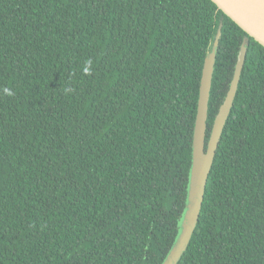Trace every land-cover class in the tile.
Segmentation results:
<instances>
[{
  "label": "trees",
  "instance_id": "1",
  "mask_svg": "<svg viewBox=\"0 0 264 264\" xmlns=\"http://www.w3.org/2000/svg\"><path fill=\"white\" fill-rule=\"evenodd\" d=\"M246 43L179 264H264V47L212 0H0V264H162Z\"/></svg>",
  "mask_w": 264,
  "mask_h": 264
},
{
  "label": "water",
  "instance_id": "2",
  "mask_svg": "<svg viewBox=\"0 0 264 264\" xmlns=\"http://www.w3.org/2000/svg\"><path fill=\"white\" fill-rule=\"evenodd\" d=\"M226 16L233 20L249 37L264 47V0H212ZM248 46L242 47L234 80L227 99L222 106L206 145V129L212 80L215 66L216 48L206 59L200 88L197 118L193 137L192 169L188 185L185 210L179 223L176 240L162 264H179L187 252L196 226L200 220L206 187L214 158L229 119L241 74L246 62Z\"/></svg>",
  "mask_w": 264,
  "mask_h": 264
}]
</instances>
